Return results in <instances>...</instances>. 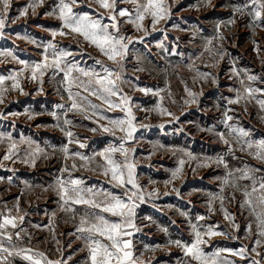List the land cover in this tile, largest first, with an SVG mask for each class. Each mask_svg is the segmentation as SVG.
I'll return each mask as SVG.
<instances>
[{"label":"rangeland","instance_id":"obj_1","mask_svg":"<svg viewBox=\"0 0 264 264\" xmlns=\"http://www.w3.org/2000/svg\"><path fill=\"white\" fill-rule=\"evenodd\" d=\"M33 2L11 0L4 36L0 37V51H11L19 60L31 64L42 59L44 48L52 42L70 51L73 55L68 59L80 68L103 75V67L96 63L97 60L116 68L113 61L81 37L73 39L72 35H51L52 31L62 27L56 15H47L58 0H44L36 8L35 15L29 8L26 16L13 23L20 11ZM141 3H146V0H137L135 5L130 0H117V8H127L134 14L135 7ZM164 3L170 14L155 24V30L150 14H146L143 29L139 31L124 22L126 17L117 18L121 33L132 37L134 43L129 45L127 58L122 61L124 71L122 81H118L121 92L112 99L120 102L124 95L130 98L137 131L125 147L134 149L132 159L143 191L159 190L158 196H145L144 202L139 204L134 223L140 231L129 229L133 235L126 238L132 240L135 256L141 258L143 264H184L187 258L183 251L169 245V239L191 243L194 240L192 225L201 231L212 225L226 235L211 238L203 247L209 253L223 249L220 256L222 264H254L257 261L264 264V237L259 234L256 219L261 208L255 203L260 193H254L252 197L255 213L247 205L240 207L245 199L243 191H251L253 184L259 189L264 178V162L255 158V147L248 149L245 143L251 141L255 145L264 140V119H261L264 110L257 103L264 99V22H253L250 13L256 10V5L252 0H164ZM237 7L244 11L235 12ZM73 11L100 19L103 24L113 23L110 10L100 8L94 0H78ZM233 19L235 22L229 23ZM144 30H147V35ZM30 40L36 43H30ZM0 61H3L0 62V76L7 77L22 68L11 57H0ZM248 76L258 79L250 81ZM51 77L52 72L49 71L44 77V91L40 94H37L38 83L31 80L27 72L20 80L28 95L12 89L11 81L4 84L9 90L4 93V103L0 104V113L4 114L0 117V223L5 216L16 217V221L23 216L15 232H19L20 237L14 234L13 244L44 250L43 253L51 260L62 255V264H87V248L83 240L77 239L79 216L73 219L72 213L62 210L56 183L58 179H80L84 181V187L121 194L123 189L109 183L110 176L105 177L96 167V162H102V158L97 157L96 162L84 168L79 157L72 154L79 151L91 157L110 144L119 146L123 142L120 137L126 136V132L117 130L112 136L100 131L92 133L89 129L98 127L94 120L107 124V120H99L100 115L116 119L125 118L126 113L120 109L109 111L102 100L74 87V92L79 91L81 96H88L92 103L100 106L97 116L85 119L78 110H68L73 101L59 83L62 73L54 79ZM246 87L260 91L255 93V98L241 99L238 104L228 103L236 98L237 92L245 96ZM140 89L149 91L146 94ZM189 91L193 96H189ZM76 99L82 105L85 103L80 97ZM193 99L195 103L191 102ZM26 112L37 115L28 119L24 115ZM51 112H55L59 119L49 115ZM225 112L233 117L231 121L226 120ZM88 114L91 115L90 109ZM66 119L72 122L71 125L64 123ZM229 125L244 129L249 136L238 141ZM69 130L87 147L68 144L65 133ZM218 133H223L230 144L225 145ZM8 137L17 142L16 154L4 160L10 146ZM21 140L30 141L32 148L44 149L34 167L24 162L29 144L20 143ZM65 145L70 150L67 157L59 151ZM161 145L162 148L159 147ZM229 148L234 151L229 152ZM185 152L196 159L189 161ZM219 157H223L227 168L215 163L197 168V163L214 161ZM115 159L122 161L124 157L117 153ZM180 159L185 160L181 177L165 185L164 181L171 179V172L178 167ZM73 163L77 165L76 169L71 168ZM65 164L68 172H63ZM228 171L233 175L228 178L230 183L224 185L223 179ZM245 172L251 179L243 178ZM174 188L179 190V195L173 191ZM221 194L224 209L234 217L232 221L225 218L219 199L211 205L209 203L212 196ZM72 207L79 210L84 206ZM181 212L187 215H181ZM201 216L205 219H198ZM149 217L151 219H147ZM233 223L239 228L233 227ZM163 228L167 233L161 231ZM6 235L0 240L8 247ZM256 240L261 241L260 246L256 245ZM242 248L247 249L244 258L233 254ZM69 256L71 260H68ZM9 259L12 264H28L19 257Z\"/></svg>","mask_w":264,"mask_h":264},{"label":"snow or ice","instance_id":"obj_2","mask_svg":"<svg viewBox=\"0 0 264 264\" xmlns=\"http://www.w3.org/2000/svg\"><path fill=\"white\" fill-rule=\"evenodd\" d=\"M11 0H0V37L4 36V29L7 22V12L10 7ZM44 0H34L33 3H29L20 11V15L13 19V23L22 16L28 14L29 8L32 9V14H36V8L42 5ZM100 8L110 10V19L112 20L111 25L103 24L100 19H93L87 14H80L73 11V6L77 5L78 0H58V3L48 12L47 15H56L62 22V27L59 30H54L51 32L53 37L56 36H68L72 35L73 39L76 37H81L84 42L95 46L99 50L100 54L106 57L108 60L113 61L116 68L113 69L103 64V61L97 60L96 63L101 64L103 67L104 74L101 75L96 71H89L80 68L77 64L73 63L68 59V57L73 54L66 50L58 47L57 44L49 42L44 48L42 54V59L39 62L28 63L24 60H19L11 51H0V57H11L12 60L17 61V63L22 65L19 71L5 77L0 76V104L4 103V93L9 89L4 87L6 81H11V88L18 90L23 95H28L24 91L20 77L24 74L30 73V79L36 81L39 85L37 94L44 91V77L49 71L52 72L51 79H54L56 75L62 73V78L59 81L61 85L64 86V90L67 91L68 96L72 99L71 107L69 111L76 109L81 114L84 115L85 119H92V117L97 116L99 105L94 104L88 99V96H81L79 91L74 92L73 88H82L84 92L89 93L91 96H96L98 99L102 100L108 105V110L120 109L121 112H125V118H108L104 115L99 116V120H107V124H100L98 120H94L93 123L98 124V127H92L89 129L92 133H97L98 131L110 134L112 136L116 135V131L126 132V136L120 137L123 141L119 146L109 145L103 151L96 152L93 156H85L79 151L73 153L75 157L83 162L82 167L88 168L91 163L96 162V158H102V162H96V167L101 169L102 175L109 177V183H113L114 187L123 189V192L119 195L114 194L111 191H96L91 187H84V181L80 179H58L56 183L57 195L60 197L62 202V210L72 213V218L75 219L79 216V223L76 226V233H79L77 239L83 240L85 247L87 248L88 262L87 264H143L141 258L136 257L133 250L132 240L127 239L133 235L132 231L129 229H135L140 231V229L134 223L136 216V209L140 203L144 202L145 196L153 197L159 195V190L156 189L153 192L145 193L137 181L136 176V164L132 159V154L134 149L125 147L128 141L134 139V134L137 131L136 125L133 123L136 119L132 109L130 107V98L127 95L121 97L120 102H114L113 97L120 94L121 89L119 87L118 81H122V73L124 71L122 61L127 58L129 45L134 43L132 37L125 36L121 33L120 21L118 17H126L125 23L132 24L138 31L143 29V21L146 14H150L153 17V30H155V24L159 22L160 19L165 18L170 14V9L165 6L164 0H146V3H141L135 7L134 14L130 12L127 8H117V0H94ZM132 4H137V0H130ZM178 2V0H177ZM210 2V0H209ZM252 4L256 5V10L250 13L253 17V22L261 20L264 22V0H252ZM90 6V5H89ZM235 12H243L244 9L237 7L234 9ZM235 20H230L229 23H234ZM68 30V31H65ZM145 35H147V30ZM22 39H28L27 37H21ZM222 38V37H221ZM30 43H36L35 40H30ZM142 42V41H141ZM211 43V41H209ZM259 46L257 45V50ZM221 59L223 56L221 55ZM3 62V61H0ZM141 70L142 69H138ZM76 73L77 75H74ZM207 75V74H202ZM84 77L86 79H81ZM248 80L254 81L258 79L256 76H248ZM243 83V82H241ZM60 91V89H57ZM144 93H148V89H140ZM260 91L252 87L245 88V96H241L237 92L236 98L228 101L229 104H238L241 99L255 98V93ZM159 95V93H156ZM189 96H193V93L189 91ZM80 97L85 103L82 105L76 98ZM195 103V99L191 101ZM187 103V101H186ZM257 103L260 105L261 110H264V99L258 100ZM58 107H63V105H58ZM91 110V115L88 114V110ZM162 111H167L162 109ZM171 114V113H170ZM3 113H0V117H3ZM13 116H18L20 113H11ZM28 119H33L35 117L34 113H24ZM53 117L59 119L55 112L49 113ZM226 120L231 121L232 116L227 115L225 112ZM178 119V117H177ZM264 119V117H261ZM66 125H71L70 120H65ZM231 132L236 134V139L239 141L241 137L249 136V133L242 128L232 127ZM63 130V129H62ZM65 135L68 138V144L77 143L80 148H86L87 144L81 142L78 138L74 136L72 131H66ZM222 142L225 145L230 144V140L224 137L223 133H218ZM10 141V146L8 154H6L3 159L9 160L16 154L15 149L17 147V142L12 141L11 137H8ZM20 143H28L29 151L26 153L25 163H29L31 166H35L36 160L39 158L40 154L44 152V149L40 147L32 148L30 141L21 140ZM248 149L255 147L256 151L253 153L255 158L264 162V140H260L254 145L251 141H246ZM159 147H163L162 145ZM244 148L241 147V151ZM67 157L69 155V148L65 145L59 149ZM234 151L229 148V152ZM119 153L124 159L118 161L115 159V155ZM184 155L189 161L195 160L191 153L185 152ZM211 163L217 165H227L224 163L223 157H219L214 161H205L203 163H197V168L208 167ZM185 165V160L180 159L178 162V167L171 172V179L164 181L165 185L171 184L174 180L179 179L183 172ZM77 165L73 163L71 165L72 169H76ZM94 170V169H92ZM69 168L65 164L63 172H68ZM239 171V170H238ZM233 173L231 171L227 172V176L223 179V184L228 185L230 183L229 177H232ZM243 178L251 179V177L244 173ZM155 183V182H153ZM131 186L130 188L128 186ZM233 187H237L235 184ZM177 195H179L178 189H173ZM223 191V189H222ZM259 192V196L256 198L255 203L261 208L260 213H256V219L258 221V227L260 229V236L264 237V178L259 183V189L253 184L251 191L244 190L242 195L245 198L241 203L240 207H245L247 205L251 208L252 212L255 213L254 201L252 199L253 194ZM167 195L168 193H164ZM219 199L221 204V210L224 211L225 218L230 221L234 220V217L226 210L223 206V195L212 196L209 203L210 205ZM235 199V197H233ZM72 205L84 206L82 209H76ZM18 206V205H17ZM212 211V208L209 209ZM181 215H187L181 212ZM55 215V214H53ZM113 217L117 219H112ZM16 217L5 216L3 218V223H0V237L5 236V231L8 226L13 229L17 227ZM24 217L20 216L19 220L23 221ZM147 219H151L150 217ZM198 219L204 220L203 216ZM233 227L239 228V225L233 223ZM161 231L167 233V229L163 228ZM192 231L194 234V240L191 243L183 242L179 239L172 240L169 239L168 244L174 245L180 248L184 256L187 258L184 264H222L220 260L221 249L216 252L205 251L203 245L209 243L210 239L217 236H225L224 231H220L217 227L208 225L203 231L196 225H192ZM249 233L251 232V225L248 226ZM16 237H20V233H15ZM75 235V233H73ZM6 239L9 243L8 247L4 246L3 240H0V264H12L10 257H19L21 260L28 262V264H62L61 259L51 260L48 259L45 253L40 251H34L31 248L18 247L13 244V235L7 234ZM257 246L261 245L260 240L255 241ZM159 248V246H157ZM84 249H81L83 251ZM148 251H155L156 249H146ZM60 251V249H57ZM252 251H256L255 248ZM246 248L240 249L238 252H234V255H239L244 258ZM259 255V253H257ZM72 257L69 256L68 260ZM254 264H259V262H254Z\"/></svg>","mask_w":264,"mask_h":264},{"label":"built area","instance_id":"obj_3","mask_svg":"<svg viewBox=\"0 0 264 264\" xmlns=\"http://www.w3.org/2000/svg\"><path fill=\"white\" fill-rule=\"evenodd\" d=\"M16 223H17V227L15 229H13V228H6V229H4L5 233H7V234L10 233V234L14 235L15 232H16V229L19 228L21 221L18 219L16 221Z\"/></svg>","mask_w":264,"mask_h":264},{"label":"crops","instance_id":"obj_4","mask_svg":"<svg viewBox=\"0 0 264 264\" xmlns=\"http://www.w3.org/2000/svg\"><path fill=\"white\" fill-rule=\"evenodd\" d=\"M34 251H40V252H43L44 250H40V249H34ZM46 256H48V255H46ZM48 258V257H47ZM62 258V255L61 256H59V258H57V259H61ZM52 260H54V258H52Z\"/></svg>","mask_w":264,"mask_h":264}]
</instances>
